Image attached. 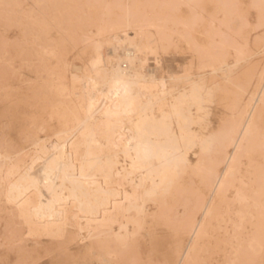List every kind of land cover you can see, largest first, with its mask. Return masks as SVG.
<instances>
[{"label":"bare ground","instance_id":"1","mask_svg":"<svg viewBox=\"0 0 264 264\" xmlns=\"http://www.w3.org/2000/svg\"><path fill=\"white\" fill-rule=\"evenodd\" d=\"M66 1L39 0L51 40L37 101L23 102L33 112L17 151L0 152L29 233L55 241L65 264L264 263V65L221 30L241 11L231 0H115L119 13ZM253 5L264 26V0ZM172 46L190 53L179 71L141 57ZM54 123L50 142L41 134Z\"/></svg>","mask_w":264,"mask_h":264},{"label":"rangeland","instance_id":"2","mask_svg":"<svg viewBox=\"0 0 264 264\" xmlns=\"http://www.w3.org/2000/svg\"><path fill=\"white\" fill-rule=\"evenodd\" d=\"M173 1L181 3V0ZM231 1L241 11V15L232 19L229 30L224 26L221 27V30L231 34L234 43L242 47L244 46V41H248V45L244 46L246 57L250 59L252 64L263 66L264 26H259L260 9L253 5L254 0ZM108 4L119 13V9L113 6L115 0H101L102 6H109ZM94 5L98 4L95 3ZM65 6H68L66 0H58L57 7L64 9ZM181 7L185 9L184 5H181ZM223 19L224 15L219 14V21L222 22ZM40 20L39 0H0V152L3 154L17 151L19 148L20 132L23 131L26 118L33 112V108L23 102H26L29 98H32L31 101L33 102L37 101L39 86L41 84V78L38 74L41 66L39 59L44 45L50 43L51 40V33L48 36H44L46 29L40 24ZM48 23V28L52 29L50 18L48 19ZM126 30L139 43L134 28ZM237 32H241L242 39L236 36ZM262 40L263 42H261ZM219 41L220 39H218ZM257 43L259 44L257 45ZM69 48L72 51L71 46ZM106 48L108 52L112 49V46L107 45ZM174 48L175 46L161 48L156 54H152V56H150V52H144L141 54V57L147 58V66H155L157 59L166 72L179 71L188 65L190 53L184 47ZM73 52L71 53L72 58L75 55V52ZM235 56V50L230 48L228 54L229 61L233 62ZM76 63L79 64L80 62ZM11 88L18 94L17 100L15 99L16 104H13L12 101L7 100V97H5L10 94ZM248 98L249 95L246 97V101ZM15 113L17 114L15 115ZM19 118L22 119V122ZM52 127L49 132L41 134L42 138H46L50 142L54 140L53 135L56 131L55 129H57L56 123ZM6 183L7 179L4 173L0 174V264H65L60 253L56 251L58 245L55 241H51L46 237L38 238V236L32 235L33 233H29V229L24 220L18 215L15 205L7 201L5 196ZM148 209L152 215L156 212L154 207L149 206ZM69 236L75 238L74 245L71 248L77 249L81 240V234L75 222L69 227ZM141 242L146 245L148 242L147 238H142Z\"/></svg>","mask_w":264,"mask_h":264}]
</instances>
